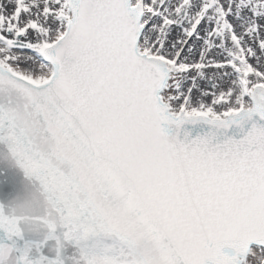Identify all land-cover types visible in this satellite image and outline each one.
Wrapping results in <instances>:
<instances>
[{
    "label": "snow or ice",
    "instance_id": "6c2138e0",
    "mask_svg": "<svg viewBox=\"0 0 264 264\" xmlns=\"http://www.w3.org/2000/svg\"><path fill=\"white\" fill-rule=\"evenodd\" d=\"M0 264H264V0H0Z\"/></svg>",
    "mask_w": 264,
    "mask_h": 264
}]
</instances>
